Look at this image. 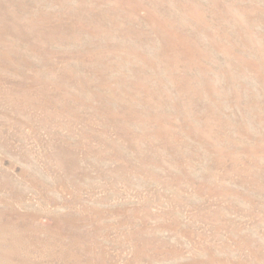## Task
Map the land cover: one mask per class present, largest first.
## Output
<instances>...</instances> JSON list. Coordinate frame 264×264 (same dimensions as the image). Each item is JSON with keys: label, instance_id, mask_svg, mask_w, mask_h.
I'll list each match as a JSON object with an SVG mask.
<instances>
[{"label": "rangeland", "instance_id": "obj_1", "mask_svg": "<svg viewBox=\"0 0 264 264\" xmlns=\"http://www.w3.org/2000/svg\"><path fill=\"white\" fill-rule=\"evenodd\" d=\"M0 264H264V0H0Z\"/></svg>", "mask_w": 264, "mask_h": 264}]
</instances>
